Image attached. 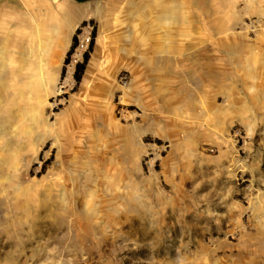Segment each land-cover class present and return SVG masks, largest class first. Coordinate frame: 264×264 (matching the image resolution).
I'll return each instance as SVG.
<instances>
[{"label": "rangeland", "instance_id": "rangeland-1", "mask_svg": "<svg viewBox=\"0 0 264 264\" xmlns=\"http://www.w3.org/2000/svg\"><path fill=\"white\" fill-rule=\"evenodd\" d=\"M131 1L0 0V264H264V0Z\"/></svg>", "mask_w": 264, "mask_h": 264}, {"label": "bare ground", "instance_id": "bare-ground-1", "mask_svg": "<svg viewBox=\"0 0 264 264\" xmlns=\"http://www.w3.org/2000/svg\"><path fill=\"white\" fill-rule=\"evenodd\" d=\"M136 2L142 3L143 0H132L131 1V5L132 4H135ZM56 10L59 13H61V14H65L68 17H71V19L84 18V17H87V16H95V14H97V12H98V4L97 3H89V4H86V5L80 6V7H77V6H74V5H66V6H64V5H57ZM76 25L77 24L71 25L70 26L71 29L69 28L71 31H69L68 34H66V35L64 34V36L66 37L71 32H73V30L75 29ZM67 43L68 42H66L65 45H67ZM83 47H84V43H82V48ZM1 49H2V45L0 44V53H1L0 54V68L2 67V61H3L2 60L3 58H2V52H1L2 50ZM59 50H61V45H60V49ZM91 65H92V60H91V63L89 64V66L87 67V70H86L87 75H88V73L90 71V66ZM1 79H2V77H0V81H1Z\"/></svg>", "mask_w": 264, "mask_h": 264}, {"label": "trees", "instance_id": "trees-1", "mask_svg": "<svg viewBox=\"0 0 264 264\" xmlns=\"http://www.w3.org/2000/svg\"><path fill=\"white\" fill-rule=\"evenodd\" d=\"M75 1L84 2V1H87V0H75ZM75 43H76V37H73V44H72L71 50L68 52V55H70L72 49L75 47ZM91 45H92V41L90 43V48H91ZM87 59H88V54H84L83 63L76 65L75 72H74V78H75L76 81L80 80V76L83 73L84 66H85V64L87 62ZM66 62H67V59H66Z\"/></svg>", "mask_w": 264, "mask_h": 264}]
</instances>
